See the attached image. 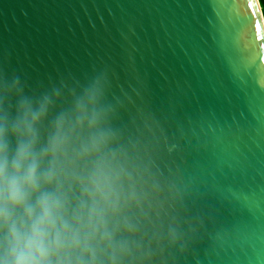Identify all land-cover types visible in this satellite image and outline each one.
Listing matches in <instances>:
<instances>
[{
  "label": "water",
  "instance_id": "water-1",
  "mask_svg": "<svg viewBox=\"0 0 264 264\" xmlns=\"http://www.w3.org/2000/svg\"><path fill=\"white\" fill-rule=\"evenodd\" d=\"M100 71L175 145L193 224L178 264H264L259 0H0V72L46 85Z\"/></svg>",
  "mask_w": 264,
  "mask_h": 264
},
{
  "label": "clouds",
  "instance_id": "clouds-1",
  "mask_svg": "<svg viewBox=\"0 0 264 264\" xmlns=\"http://www.w3.org/2000/svg\"><path fill=\"white\" fill-rule=\"evenodd\" d=\"M103 71L0 72V264H178L188 189L175 145Z\"/></svg>",
  "mask_w": 264,
  "mask_h": 264
},
{
  "label": "snow or ice",
  "instance_id": "snow-or-ice-1",
  "mask_svg": "<svg viewBox=\"0 0 264 264\" xmlns=\"http://www.w3.org/2000/svg\"><path fill=\"white\" fill-rule=\"evenodd\" d=\"M257 62L259 63V60H258ZM231 75H232L233 79H236L237 81L239 80V78L237 77V75H236L235 72H232ZM246 79H247V78H246ZM247 82H248V83H251V84H253V85H255V79H254V78H253L251 81H249V80L247 79ZM255 86H256V85H255Z\"/></svg>",
  "mask_w": 264,
  "mask_h": 264
},
{
  "label": "trees",
  "instance_id": "trees-1",
  "mask_svg": "<svg viewBox=\"0 0 264 264\" xmlns=\"http://www.w3.org/2000/svg\"><path fill=\"white\" fill-rule=\"evenodd\" d=\"M259 2H260V5H261L263 16H264V0H259Z\"/></svg>",
  "mask_w": 264,
  "mask_h": 264
}]
</instances>
